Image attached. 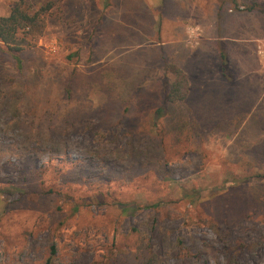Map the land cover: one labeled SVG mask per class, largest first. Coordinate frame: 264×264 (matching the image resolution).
<instances>
[{"label": "rangeland", "instance_id": "rangeland-1", "mask_svg": "<svg viewBox=\"0 0 264 264\" xmlns=\"http://www.w3.org/2000/svg\"><path fill=\"white\" fill-rule=\"evenodd\" d=\"M25 3L20 69L0 42V264H264V0Z\"/></svg>", "mask_w": 264, "mask_h": 264}, {"label": "trees", "instance_id": "trees-1", "mask_svg": "<svg viewBox=\"0 0 264 264\" xmlns=\"http://www.w3.org/2000/svg\"><path fill=\"white\" fill-rule=\"evenodd\" d=\"M41 12H31L25 0H18L7 16L0 17V42L13 54L18 69L21 68L19 53L32 46L42 34L44 15ZM173 74L175 79L165 98L168 104L183 102L189 91L185 74L178 68H173Z\"/></svg>", "mask_w": 264, "mask_h": 264}, {"label": "crops", "instance_id": "crops-1", "mask_svg": "<svg viewBox=\"0 0 264 264\" xmlns=\"http://www.w3.org/2000/svg\"><path fill=\"white\" fill-rule=\"evenodd\" d=\"M245 42H248V41H245ZM221 46H223L222 44H221ZM248 53L252 56L253 54H252V48L248 51ZM253 57V56H252Z\"/></svg>", "mask_w": 264, "mask_h": 264}]
</instances>
